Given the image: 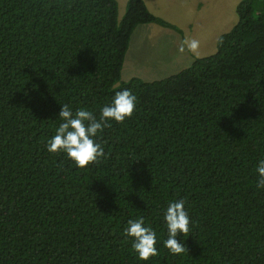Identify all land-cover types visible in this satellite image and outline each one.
<instances>
[{
	"label": "trees",
	"instance_id": "trees-1",
	"mask_svg": "<svg viewBox=\"0 0 264 264\" xmlns=\"http://www.w3.org/2000/svg\"><path fill=\"white\" fill-rule=\"evenodd\" d=\"M216 50L165 77L121 80L138 24L183 30L144 0H0V264H264V0H240ZM131 117L98 133L104 157L49 153L60 104L99 118L117 91ZM185 200L187 251L163 246V210ZM143 217L158 255L124 236Z\"/></svg>",
	"mask_w": 264,
	"mask_h": 264
},
{
	"label": "rangeland",
	"instance_id": "rangeland-1",
	"mask_svg": "<svg viewBox=\"0 0 264 264\" xmlns=\"http://www.w3.org/2000/svg\"><path fill=\"white\" fill-rule=\"evenodd\" d=\"M240 0H144L155 15L178 25L183 36L156 23L134 29L121 70V80L165 77L188 66L195 56L216 50V40L237 20ZM127 0H117L121 19ZM195 44V47H193Z\"/></svg>",
	"mask_w": 264,
	"mask_h": 264
},
{
	"label": "clouds",
	"instance_id": "clouds-1",
	"mask_svg": "<svg viewBox=\"0 0 264 264\" xmlns=\"http://www.w3.org/2000/svg\"><path fill=\"white\" fill-rule=\"evenodd\" d=\"M195 47V44H193ZM137 105V97L130 89L115 92L110 103L100 109L99 118L92 111L80 107L73 110L69 104H60L57 119L60 121L55 134L46 141L49 153H63L77 168H85L97 163L104 157V148L97 141L98 133L110 122L123 123L132 116ZM255 187L264 191V159H259L255 166ZM185 200H173L163 210V220L167 230V239L163 241L172 255L187 251L184 240L190 232V216L185 207ZM124 236L131 240V247L140 261H148L158 255L157 232L145 226L143 217L129 219L124 228Z\"/></svg>",
	"mask_w": 264,
	"mask_h": 264
},
{
	"label": "crops",
	"instance_id": "crops-1",
	"mask_svg": "<svg viewBox=\"0 0 264 264\" xmlns=\"http://www.w3.org/2000/svg\"><path fill=\"white\" fill-rule=\"evenodd\" d=\"M171 30V29H170Z\"/></svg>",
	"mask_w": 264,
	"mask_h": 264
}]
</instances>
